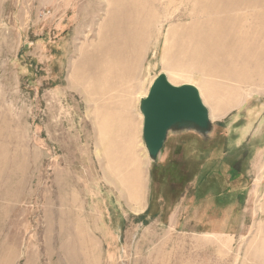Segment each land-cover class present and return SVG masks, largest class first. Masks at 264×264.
<instances>
[{
	"label": "rangeland",
	"instance_id": "374dc122",
	"mask_svg": "<svg viewBox=\"0 0 264 264\" xmlns=\"http://www.w3.org/2000/svg\"><path fill=\"white\" fill-rule=\"evenodd\" d=\"M211 4L0 0V264H155L159 250L169 264H264V0L226 15ZM111 7L139 20L132 139L101 125L99 114L115 107L72 85V63L108 34ZM205 43L237 53L252 82L237 87L218 66L192 59ZM162 73L198 88L212 127L171 130L154 162L140 101ZM204 88L239 100L213 117ZM123 143L144 162L137 188L111 180L110 152L131 160Z\"/></svg>",
	"mask_w": 264,
	"mask_h": 264
},
{
	"label": "bare ground",
	"instance_id": "6f19581e",
	"mask_svg": "<svg viewBox=\"0 0 264 264\" xmlns=\"http://www.w3.org/2000/svg\"><path fill=\"white\" fill-rule=\"evenodd\" d=\"M260 2L261 0H212V4L208 8L215 9L218 14L224 12L221 15H226L232 11H235L237 8L240 9L248 8L251 7L252 5L259 4ZM101 4L102 2H100L98 7L96 6L95 8L100 9ZM109 9L110 10L108 13L106 23L103 26L104 29L106 30V33L108 34L107 35L102 34L100 36L98 34L99 41L95 45L94 44L91 45L92 50L91 49L90 50L92 52L83 53L84 55L80 59L79 63L77 62L78 64L72 63V85L85 92L89 98H92L95 104L99 106L115 107V109H117L115 112H102V114H99L102 117L101 125L107 127L109 131L110 130L115 131L116 129H119L121 131L129 130L128 135L127 133L126 135L130 139H132L136 133V130L134 131L133 129V126H135L134 119L132 117L134 112L132 113L131 108L133 106L132 104L134 101V95L136 94V90H137L136 87L138 85L137 81L140 75V69L138 68L139 50L137 45L139 20L134 14L132 15V13H129V11H127L124 14V16H122L121 15L122 13L120 14V11L118 13V11L112 7ZM90 16L91 15H89L86 18V21L89 19ZM91 18L92 16L90 17V19ZM217 22L220 23V25H228V23H226L224 20L221 19L217 20ZM175 31L173 32L175 33ZM188 40H190V37ZM207 44L209 43H205V46L203 47L204 50H202L201 52L197 51L199 53L196 52L195 54L192 51L190 57L192 59L194 57V59H196L197 62L204 61L205 63H207L208 66L209 65H212L214 67L218 66L222 71L225 72L226 75L229 74L228 78L230 80L238 82L237 87L243 85L246 82H252L253 77H250V72L247 69V66L245 64L243 65L242 63H237L233 58L236 57L239 59V55L237 53L228 52L227 54L229 55L221 54L220 53L221 51L218 48L216 49L215 44L213 45L211 44L209 45V47H207ZM187 45L185 44L181 45L180 52L182 54L184 53L188 54V50L190 47L188 48ZM169 65H171V63H169L168 66L166 67H169ZM176 67L177 66L174 62L172 68L178 71L179 68L177 69ZM214 67H212L211 69L212 70L215 69ZM175 74L178 77L183 76L178 72H175ZM204 93L206 95V99L212 102V104H214L215 106L212 115L213 117H219L223 115L224 111H226L233 104L234 100L235 101L239 100L238 94H234L230 100L225 101L222 100L223 98L221 97H215L214 94L211 91H209V89L207 90V88L206 89L204 88ZM118 108H121L124 111L122 110L118 111ZM117 135H119V133ZM122 146H124L122 150L125 153H128L129 156H131L130 158L131 160L129 159H127L126 161L119 160L117 159L116 154L114 152L112 153L110 152V158L113 169L117 172L115 177L110 174L111 180L117 183H122L128 187L131 186L132 188H137L139 187L142 181V175L144 173V162L142 158L135 152V150L130 149L129 146L126 147L125 143H123ZM114 151L116 152V150ZM136 193L137 195L135 197L134 208L136 211L142 212V210H144L146 206L144 202V198H142V196H140L137 191ZM158 253L159 255L156 257L155 264L170 263L171 260L170 255L167 258L166 255L163 253V250H159ZM174 259L177 261V263H179L180 260L179 254L174 255Z\"/></svg>",
	"mask_w": 264,
	"mask_h": 264
},
{
	"label": "water",
	"instance_id": "95a60500",
	"mask_svg": "<svg viewBox=\"0 0 264 264\" xmlns=\"http://www.w3.org/2000/svg\"><path fill=\"white\" fill-rule=\"evenodd\" d=\"M143 138L150 158L155 162L171 130H196L207 134L212 121L200 91L193 84L175 85L162 73L140 101Z\"/></svg>",
	"mask_w": 264,
	"mask_h": 264
}]
</instances>
